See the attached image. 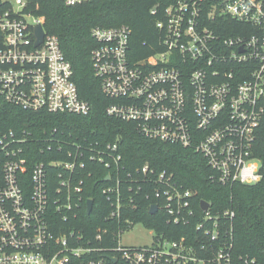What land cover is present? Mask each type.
I'll return each mask as SVG.
<instances>
[{
  "label": "built area",
  "instance_id": "built-area-1",
  "mask_svg": "<svg viewBox=\"0 0 264 264\" xmlns=\"http://www.w3.org/2000/svg\"><path fill=\"white\" fill-rule=\"evenodd\" d=\"M62 1L73 7L92 0ZM27 7L26 0H0V95L26 111L88 116L92 106L80 96L58 38L46 31L45 18L28 13ZM150 13L157 17L153 47L158 52L141 60L133 59L131 27L92 31L98 44L91 52L93 69L112 101L108 116L133 124L147 139L197 152L212 169L213 183L260 184L264 0L159 1ZM38 25L44 30L39 46ZM27 136H0V264H117L119 259L124 264H261L235 254V211L214 213L210 203L203 210L202 201L197 212L193 191L150 165L121 179L119 143L97 149L57 140V151L69 148L67 160L44 164L23 157ZM89 164L116 171L104 179L103 194L112 205L106 220L123 221L133 203L128 181L140 175L147 190L138 191L150 201L149 213L157 206L152 216L163 217L170 226L166 233L126 219L127 227L117 234L116 257L94 243L104 242L108 229L93 238L67 229L65 223L78 218L83 201L84 182L75 173ZM51 167L60 171L54 188L47 179ZM138 225L153 235L152 244L123 246L122 235ZM173 227L182 229L176 234Z\"/></svg>",
  "mask_w": 264,
  "mask_h": 264
},
{
  "label": "trees",
  "instance_id": "trees-1",
  "mask_svg": "<svg viewBox=\"0 0 264 264\" xmlns=\"http://www.w3.org/2000/svg\"><path fill=\"white\" fill-rule=\"evenodd\" d=\"M159 1L169 0H92L73 7L66 6L62 0H26V11L45 18L46 31L58 38L62 51L73 66L80 96L91 104L92 111L82 117L26 111L7 103L0 95V136L13 132L18 139H23L24 134L29 135V143L24 144L28 149L23 157L44 164L67 160L66 151L69 148L65 145L64 151H57V140L97 149L109 143H119L123 156L121 168L124 169L120 171L121 179H129L127 175L130 173L135 176L137 169L145 165L167 170L185 188L193 191L197 212H202L199 207L202 201L210 203L214 213L235 211V254L255 257L264 264V180L254 186H221L213 183L210 180L212 169L197 152L147 139L137 132L133 124L110 117L106 112L112 101L104 94L93 69L91 52L98 44L92 37V31L96 27L129 26L133 30L136 45L133 59L147 58L158 52L153 47L158 39L155 27L157 17L152 16L150 11ZM144 42L148 45L137 51V47L140 48ZM260 144L259 157L264 162V138ZM50 146L52 150H48ZM58 172L52 167L47 171V179L53 188L57 187L60 180ZM108 174L115 176V168L102 169L95 164L86 165L75 173L76 179L84 182L83 201L78 218L65 223V226L81 232L86 238H93L99 231L108 229L109 235L104 238V242L94 243L106 254L117 257L114 251L118 247L117 234L127 227L126 219L143 222L160 234L166 233L170 226H167L163 217L160 219L150 215V201L142 195L147 188L140 182V175L135 177L134 183L128 181L133 186V191L129 192L133 203L126 208L123 221L117 223L106 220L112 211V205L103 194L107 185L104 179ZM139 188L144 189L142 194ZM88 200L94 201L90 215L87 214ZM172 229L178 234L182 228ZM186 231L182 233L186 235ZM106 264L112 263L107 261ZM117 264L124 263L119 259Z\"/></svg>",
  "mask_w": 264,
  "mask_h": 264
},
{
  "label": "rangeland",
  "instance_id": "rangeland-1",
  "mask_svg": "<svg viewBox=\"0 0 264 264\" xmlns=\"http://www.w3.org/2000/svg\"><path fill=\"white\" fill-rule=\"evenodd\" d=\"M153 235L143 226L125 232L121 238V244L125 247H144L152 244Z\"/></svg>",
  "mask_w": 264,
  "mask_h": 264
},
{
  "label": "water",
  "instance_id": "water-1",
  "mask_svg": "<svg viewBox=\"0 0 264 264\" xmlns=\"http://www.w3.org/2000/svg\"><path fill=\"white\" fill-rule=\"evenodd\" d=\"M36 37H37L36 45L39 46L42 44L43 39H44V30H43V27L41 25H38L36 27ZM93 207H94V201L88 200L87 201V214L88 215H90L92 213ZM201 207L203 210H208L209 209V203L203 201L201 203ZM157 210H158L157 206L151 207L150 214L154 215L157 212ZM112 261H113V263H116V259H112Z\"/></svg>",
  "mask_w": 264,
  "mask_h": 264
}]
</instances>
